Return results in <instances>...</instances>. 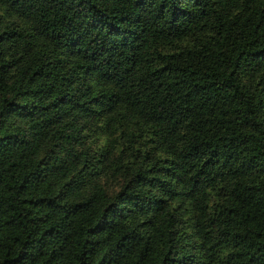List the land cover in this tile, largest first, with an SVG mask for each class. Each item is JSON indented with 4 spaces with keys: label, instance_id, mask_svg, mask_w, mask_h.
I'll return each instance as SVG.
<instances>
[{
    "label": "trees",
    "instance_id": "16d2710c",
    "mask_svg": "<svg viewBox=\"0 0 264 264\" xmlns=\"http://www.w3.org/2000/svg\"><path fill=\"white\" fill-rule=\"evenodd\" d=\"M0 264H264V0H0Z\"/></svg>",
    "mask_w": 264,
    "mask_h": 264
}]
</instances>
